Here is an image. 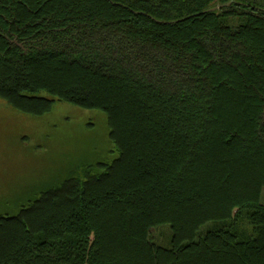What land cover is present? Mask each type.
Wrapping results in <instances>:
<instances>
[{
  "label": "trees",
  "instance_id": "obj_1",
  "mask_svg": "<svg viewBox=\"0 0 264 264\" xmlns=\"http://www.w3.org/2000/svg\"><path fill=\"white\" fill-rule=\"evenodd\" d=\"M228 2L0 0V96L100 108L118 150L1 213L0 264H264V5Z\"/></svg>",
  "mask_w": 264,
  "mask_h": 264
},
{
  "label": "rangeland",
  "instance_id": "obj_2",
  "mask_svg": "<svg viewBox=\"0 0 264 264\" xmlns=\"http://www.w3.org/2000/svg\"><path fill=\"white\" fill-rule=\"evenodd\" d=\"M247 1V0H242ZM264 5V0H248ZM106 112L55 99L49 111L32 114L0 96V214L13 215L42 191L87 172L103 170L118 155ZM217 226L207 222L198 236ZM239 231L251 225L240 222ZM170 225L158 226V242L170 245Z\"/></svg>",
  "mask_w": 264,
  "mask_h": 264
},
{
  "label": "water",
  "instance_id": "obj_3",
  "mask_svg": "<svg viewBox=\"0 0 264 264\" xmlns=\"http://www.w3.org/2000/svg\"><path fill=\"white\" fill-rule=\"evenodd\" d=\"M232 1H233V0H230V2H232ZM230 2H228L227 4H229ZM222 5H223V4H219L218 6L211 7L210 9L215 10V9L221 7Z\"/></svg>",
  "mask_w": 264,
  "mask_h": 264
}]
</instances>
